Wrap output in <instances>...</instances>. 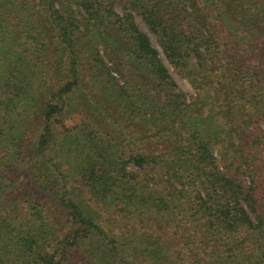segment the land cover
<instances>
[{
    "label": "trees",
    "instance_id": "16d2710c",
    "mask_svg": "<svg viewBox=\"0 0 264 264\" xmlns=\"http://www.w3.org/2000/svg\"><path fill=\"white\" fill-rule=\"evenodd\" d=\"M199 1L128 0L123 15L102 0L51 4L59 42L73 54L83 53V44L96 49L98 68L103 70L97 51L100 41L89 33L88 25L107 28V21H113L112 27L128 40L122 45L125 49L117 51L125 52L161 91L168 92L162 98L143 93L142 103L136 95L126 110L139 115L137 122L144 128L154 124L161 128L157 134L167 131L165 139L174 154L136 153L125 160L114 144L90 135L81 143L67 144L70 166L62 171V161L46 153L51 147V116L66 105L64 95L75 82L57 89L54 95L62 99L60 103L51 102L53 86L44 87L42 82L37 97L35 92L24 95L21 103L9 98L13 104L8 112L41 109V132L28 160L17 146L21 127L0 121V145H6L0 151V264H185L187 243L179 241L181 246L172 249L160 240L169 228L180 239L191 231L199 236L197 243L211 246L207 257L191 264H264V170L256 164L258 159H249L252 152L246 154L242 141L229 147L227 160L223 153L235 131L239 138L238 129L243 127L236 119L243 115L260 123L255 134L264 146V0ZM10 8L23 9L14 0H0V30ZM132 11L155 34L169 63L193 86L191 101L175 91L176 84L149 37L134 23ZM75 66L77 62L74 71ZM248 105L253 106L251 111ZM225 137V146L219 148ZM13 162L23 173L5 174ZM128 162L146 166L145 177L128 171ZM243 174L248 175V184L242 182ZM71 178L109 212L117 231L97 222L98 211L68 187ZM27 184L34 188L32 194ZM16 190L17 199L12 194ZM120 215L128 219V226L115 225ZM60 217L63 222L55 221ZM79 250L85 258L75 261L71 255Z\"/></svg>",
    "mask_w": 264,
    "mask_h": 264
},
{
    "label": "rangeland",
    "instance_id": "374dc122",
    "mask_svg": "<svg viewBox=\"0 0 264 264\" xmlns=\"http://www.w3.org/2000/svg\"><path fill=\"white\" fill-rule=\"evenodd\" d=\"M14 1L23 9L10 8L11 15H7L8 12L4 15L3 27L0 30V121L7 120L21 127L18 129L20 138L17 141L20 153L26 155L28 160L32 158L33 145L41 132V109L35 107L33 113H29L30 110L23 112V108L19 110L18 114L14 110L8 112L7 110L13 104L9 98H13L16 103H21L24 95L31 97L35 92V97H37L39 93L38 85L42 82L44 87L53 86L48 95L50 98L52 97L51 102L60 103L62 99H58V96L54 95L57 89L66 82L72 84L75 82L73 92L64 95L66 105L63 106L61 111L51 116V147L48 148L46 153L50 155V158L54 159L53 156H55L56 160L62 161L61 166H59L60 170H67L70 166V158L65 151L68 147L67 144H72V141L81 143L84 138H88L90 135H97L98 141L103 140V143L114 144L116 146L114 151L125 160L136 153L150 156V154L167 152L169 157L173 156V147L165 139L167 131L161 132V135L157 134L161 128L155 127L152 123H150L152 126L149 125L148 129L144 128L142 124L137 122L136 118L139 115H136L134 111L126 110V105L136 95L138 102L142 103L145 100L140 97L143 93L148 96L150 94L158 95L162 98L168 92L161 91L162 87L149 78V73L146 70L131 63L125 52L120 51L119 53L117 51L125 49L122 45H128V40L120 37V33L112 27L113 21L111 19L107 21V28L99 25L97 29H92V26L88 25V28L91 29L89 33L94 34V37H98L97 39L100 41L97 45V51H99L100 59L103 60V68H105L103 70L98 68L100 64L96 60L98 57L96 49L88 48L86 44H83L85 46L82 49L83 53L78 51L73 54L68 45L59 42L58 33L53 23L51 4L55 3L59 7L61 0ZM102 1L118 15H123L127 10L125 7L128 0ZM196 2L200 4L199 0H196ZM132 12L134 23L149 37L152 46L158 51L162 65L166 67L176 84L175 91H180L188 101H191L195 94L193 86L181 72L179 73L169 63L155 34L141 16L135 11ZM19 19L21 24H18ZM83 39H87V36ZM72 61L75 62L71 64ZM76 62L77 66L75 67L77 70L74 71L72 67ZM91 70H94V72ZM40 73L42 76H40ZM98 76L102 79L96 80L95 78ZM32 80L36 84H32ZM30 82L31 85H29ZM252 109L253 106L248 105V110L251 111ZM248 118L249 116L243 115V117L239 116L236 119L243 127L238 129L240 130V136L238 138L237 131H235L234 135L232 134V137L228 138V146L223 153L226 155L225 159L227 160L230 157L229 147L240 144V141H242L243 145L247 147L246 154L249 155L252 152L249 159L252 161L258 159V161H255L256 164L264 170V146L255 134L260 123H252ZM259 128L261 129L262 126H259ZM249 135H253V137L249 138ZM226 141L227 137L224 138V142L219 148H223ZM5 148V144L0 145V151ZM215 155L220 166L223 167L224 162L220 158L221 156L217 152H215ZM125 166L128 171L139 172L145 177L143 170L144 168L147 169L146 166H143L142 169L129 162ZM11 167L4 170L6 175L16 176V173H23L21 168H18L17 162H13ZM241 179L244 184H248V175L243 174ZM182 182L187 183L188 181L182 180ZM27 185L29 187L27 192L32 194L34 188L30 184ZM80 186L82 184L75 182L74 178L69 180L68 187L75 189L73 194H76L77 198L89 201L88 204L98 211L99 218H97V222L106 229L117 231V228L110 224L113 218L109 212H105L100 207L101 204L93 200L91 195ZM18 193V190L12 193L15 195L13 196L15 199H17L16 195H19ZM251 217L253 218L252 215ZM117 218L120 220L115 224L116 226H128L127 218H122L121 215ZM63 219L64 217H60L55 221L61 223L64 221ZM133 223L134 221H130L129 224L133 225ZM172 231L170 228L167 231L164 230L165 234L161 236L163 239L160 240H162V244H167L172 249L181 246L179 241L187 243L182 254V260L185 264H191L194 259H199L201 256H208L211 246L206 248V243H197L195 238L199 237L198 235H191V231H188L185 237L180 239ZM240 235L243 237V232ZM199 249L205 254H201ZM81 256L85 258L81 250L71 255L72 258H77L75 261H78Z\"/></svg>",
    "mask_w": 264,
    "mask_h": 264
}]
</instances>
